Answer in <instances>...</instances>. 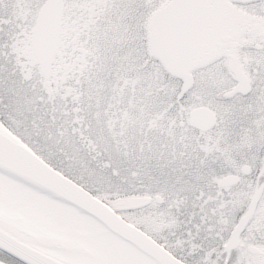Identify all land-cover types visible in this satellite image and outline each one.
<instances>
[{
  "label": "snow or ice",
  "instance_id": "1",
  "mask_svg": "<svg viewBox=\"0 0 264 264\" xmlns=\"http://www.w3.org/2000/svg\"><path fill=\"white\" fill-rule=\"evenodd\" d=\"M0 264H264V0H0Z\"/></svg>",
  "mask_w": 264,
  "mask_h": 264
},
{
  "label": "flooded vegetation",
  "instance_id": "2",
  "mask_svg": "<svg viewBox=\"0 0 264 264\" xmlns=\"http://www.w3.org/2000/svg\"><path fill=\"white\" fill-rule=\"evenodd\" d=\"M198 110H201V108H193L192 109L193 121L194 122H202V121L206 120L207 119V113L206 112L205 113H199V114H197L196 117H195V115H193L194 113H197L196 111H198ZM202 110H204V109H202Z\"/></svg>",
  "mask_w": 264,
  "mask_h": 264
},
{
  "label": "water",
  "instance_id": "3",
  "mask_svg": "<svg viewBox=\"0 0 264 264\" xmlns=\"http://www.w3.org/2000/svg\"><path fill=\"white\" fill-rule=\"evenodd\" d=\"M197 113H194L193 115H195V117L197 116V114H199V113H205L206 111L205 110H198V111H196Z\"/></svg>",
  "mask_w": 264,
  "mask_h": 264
}]
</instances>
